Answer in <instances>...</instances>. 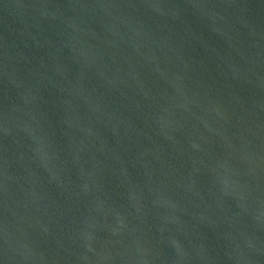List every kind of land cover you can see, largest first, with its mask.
<instances>
[{"label":"water","instance_id":"95a60500","mask_svg":"<svg viewBox=\"0 0 264 264\" xmlns=\"http://www.w3.org/2000/svg\"><path fill=\"white\" fill-rule=\"evenodd\" d=\"M0 264H264V0H0Z\"/></svg>","mask_w":264,"mask_h":264}]
</instances>
